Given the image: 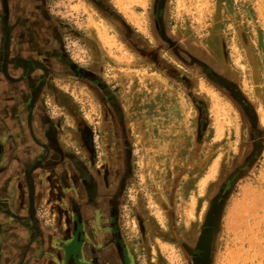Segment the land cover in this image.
Instances as JSON below:
<instances>
[{
    "label": "rangeland",
    "instance_id": "1",
    "mask_svg": "<svg viewBox=\"0 0 264 264\" xmlns=\"http://www.w3.org/2000/svg\"><path fill=\"white\" fill-rule=\"evenodd\" d=\"M47 7L64 25L62 50L92 77L51 75L31 105L32 163L40 164L31 172L56 182H45L47 201L32 200L36 231L8 264H67L83 245L87 263L108 247L119 261L121 245L123 264H190L221 183L253 141L257 160L239 172L217 214L212 264H264V0H48ZM44 74L32 70L35 87ZM213 78L232 84L256 120ZM81 176L102 177L111 202L87 225L77 224L89 196L88 182L76 185ZM12 194L0 192V210L13 211Z\"/></svg>",
    "mask_w": 264,
    "mask_h": 264
},
{
    "label": "flooded vegetation",
    "instance_id": "2",
    "mask_svg": "<svg viewBox=\"0 0 264 264\" xmlns=\"http://www.w3.org/2000/svg\"><path fill=\"white\" fill-rule=\"evenodd\" d=\"M47 6L48 0H0V86H3V88H0L3 89L0 91V109L7 115L8 119L4 130H0V138L6 139L5 145H0V192L5 191L7 188L8 192L13 196V190L16 196L12 210L16 212L24 210V212L26 211L30 214L32 219L33 217L35 218L36 207L31 198V190L40 192L39 197L42 194L47 201V189H45L47 183L45 182L48 181L51 186L54 184V179L56 182V178L52 177V182L47 178L45 179L44 175H40V173L35 174L29 170V166L35 167L36 165H33L32 161L36 158L34 156L37 153L30 146L34 125V113L31 110V105L36 106L40 101L41 89L45 85L47 86V81L54 75L63 77L64 79L70 76L72 78L76 77V79L92 77L90 69L81 67L70 61L65 50H62L64 44L59 31H61L64 25L49 14ZM52 23H55L56 27H53ZM54 58L55 61L53 60ZM186 60L189 62L188 64L197 66L202 72L210 74L212 71V69H210L211 71L209 70V66L193 57H187ZM36 68L37 70L41 68L45 73L42 78L43 82L39 81L41 82L40 87H35V79L32 78V70ZM213 80L216 84L226 87L231 91L233 97L243 105V109L250 121L256 120L251 108L244 102H241L242 100L234 90L232 84L229 82L224 83L216 78H213ZM16 87L22 91L20 93L21 96L17 97V100H15L14 96V93L17 95ZM32 98L35 100L34 103ZM88 139L92 146L93 136L90 134ZM258 154L259 147L253 141L250 149L242 157L241 164L221 183L219 192L214 201H212L208 225L200 232L194 244V250L190 256V264H212L215 237L219 230L217 227L219 218L217 214L222 208L224 201L231 195L232 183L238 177L239 172L249 169L257 160ZM63 155L64 153L61 154L62 160ZM13 161H17L20 164L17 169L10 168ZM63 163L64 161H59L60 174L64 177V173L67 170L62 168ZM35 169L37 168L35 167ZM70 174L72 175V172ZM74 175L76 176L75 173ZM81 180L82 182L79 180V183H76V185H84V183L88 182L86 177L82 178L81 176ZM59 184L56 196L58 201L61 202L64 201V195L62 194V180L60 176ZM105 184V180L102 177L95 178L94 181L90 180L88 185L86 184L89 189V196H82L85 199L86 205L82 208V211H84L79 217L77 216L79 219L77 221L78 225L80 222H83V225H87L86 219L93 218L99 212L105 213L109 210L107 203L111 204V202L106 203L104 201V197L107 194ZM51 187L55 188L54 185ZM53 191L52 189L49 193L50 198L53 197ZM67 199L70 204L73 203L75 200L74 193H71ZM68 209L65 208L67 214L70 211ZM88 210L95 212L89 213ZM9 212L12 211H8L7 213ZM76 228L78 229V226L75 227L74 232L77 230ZM79 235L80 239H82L83 233ZM116 248L121 259H119L120 262L113 259L111 256L112 250L108 247L105 252L103 250V257H95L94 255L92 260L87 263L89 261L87 257L90 254L83 245V250L81 248V254L79 255L80 258H78V254L75 255L76 257L71 254L67 264H113L109 260H113L116 262L115 264H123L121 262H124L122 259L124 251L121 245H116ZM3 262L8 264L7 259H3ZM25 262L28 264V258L25 259Z\"/></svg>",
    "mask_w": 264,
    "mask_h": 264
},
{
    "label": "crops",
    "instance_id": "3",
    "mask_svg": "<svg viewBox=\"0 0 264 264\" xmlns=\"http://www.w3.org/2000/svg\"><path fill=\"white\" fill-rule=\"evenodd\" d=\"M0 88H3V86H0ZM14 96L17 100L15 93ZM7 120V115L0 109V130H4ZM19 166L20 164L17 161H13L10 168L17 169ZM33 222L34 220L30 214L24 212V210L9 213L0 210V261L3 259H17L16 245L18 242L27 240L28 237H33V231H36Z\"/></svg>",
    "mask_w": 264,
    "mask_h": 264
},
{
    "label": "water",
    "instance_id": "4",
    "mask_svg": "<svg viewBox=\"0 0 264 264\" xmlns=\"http://www.w3.org/2000/svg\"><path fill=\"white\" fill-rule=\"evenodd\" d=\"M39 161H41V159ZM37 166L40 167V164L39 165L38 164L35 165L36 168H37ZM35 167L29 166V170L31 171L32 169H35ZM31 198H32L33 201H37V200L40 199V197L38 196V193L35 190H33V189L31 190Z\"/></svg>",
    "mask_w": 264,
    "mask_h": 264
}]
</instances>
